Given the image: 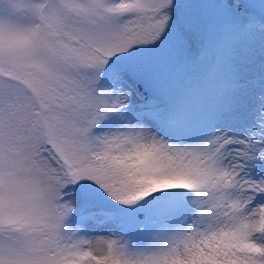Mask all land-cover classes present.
<instances>
[{
    "label": "snow or ice",
    "instance_id": "obj_1",
    "mask_svg": "<svg viewBox=\"0 0 264 264\" xmlns=\"http://www.w3.org/2000/svg\"><path fill=\"white\" fill-rule=\"evenodd\" d=\"M0 264H264V0H0Z\"/></svg>",
    "mask_w": 264,
    "mask_h": 264
}]
</instances>
